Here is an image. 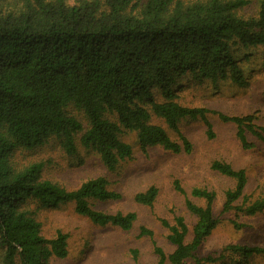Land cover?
Masks as SVG:
<instances>
[{"label":"trees","instance_id":"trees-1","mask_svg":"<svg viewBox=\"0 0 264 264\" xmlns=\"http://www.w3.org/2000/svg\"><path fill=\"white\" fill-rule=\"evenodd\" d=\"M248 4L246 0H0V264L65 259L68 236L58 232L46 239L37 221L40 210L61 204L74 203L76 213L99 226L133 228L134 213L107 215L89 206L90 199L120 198L107 190L105 179L69 192L42 181L38 165L15 171L11 154L56 137L72 155L79 140L114 172L120 163L132 160V147L121 140L129 133L137 134L142 151L161 146L174 154L192 153L187 138L180 135V143L172 141L163 128L151 123L152 117L176 132L182 120L200 119L208 138H214L209 112L183 106L180 87L206 81L249 84L245 68L249 53L262 49L264 65V0L255 17L239 16ZM72 108L83 114L87 128L70 113ZM218 117L237 127L244 149L252 148L246 132L264 142V127L256 126L253 116ZM212 169L236 182L225 194L223 213L236 210L252 216L264 210L262 201L234 208L244 197L245 171L221 162H214ZM175 188L185 194L179 183ZM157 196V188L151 187L137 194L135 202L153 208ZM191 196L206 202L199 207L186 200L187 210L197 218L192 241L187 242L189 230L182 217H176L173 225L163 222L175 250L167 256L155 247L157 264H185L217 227L215 194L195 189ZM140 235L153 233L142 228ZM257 256H264V249L232 245L217 258L210 256L198 264L226 258L249 264Z\"/></svg>","mask_w":264,"mask_h":264},{"label":"rangeland","instance_id":"rangeland-1","mask_svg":"<svg viewBox=\"0 0 264 264\" xmlns=\"http://www.w3.org/2000/svg\"><path fill=\"white\" fill-rule=\"evenodd\" d=\"M246 1L249 4L238 15L255 17L261 0ZM261 53L262 49L249 53L251 58L245 67L249 84L245 87L231 82L214 85L208 81L201 84L188 82L180 87L179 100L183 106L209 112L207 120L212 125L214 138H208V128L200 119L182 120L176 132L169 129L164 120L152 117L151 123L163 128L172 141L180 143V135L187 138L193 148L190 154H174L161 146L142 151L137 134L129 133L123 135L121 140L132 147V160L120 163L117 170L111 172L100 156L86 150L79 140L77 151L72 155L66 153L56 137H51L44 145L34 149H16L10 158L15 171L22 172L38 165L41 167L39 176L42 181H49L69 192L78 190L89 181L103 178L108 182L107 190L120 198L107 201L90 199L89 206L107 215H137L133 228L124 231L112 225L94 224L86 216L76 213L72 202L40 210L37 221L44 238L53 239L58 232L69 238L68 256L65 259H51L48 264H157L155 247L161 248L167 256L175 250L168 241L169 231L163 222L173 225L176 217H182L189 230L187 242L192 241L197 218L187 210L186 200L199 207L206 206L204 200L191 196L195 189L215 194L213 213L218 225L195 257L185 264H198L210 256L217 258L232 245L264 249V210L252 216L245 212L238 214L236 210L223 213L225 194L235 188L236 182L212 169L214 162H221L234 170L246 172L248 183L244 197L234 208L264 202V142L246 132L247 142L252 148L244 149L237 136V127L222 122L218 117V114L253 116L254 124L264 127V65ZM157 99H161V96L158 95ZM70 113L87 128L88 123L81 112L72 108ZM176 182L185 194L175 188ZM151 187L158 190L153 208L137 204L136 195ZM142 228L152 231L153 236H141ZM229 259L216 264H235ZM249 264H264V256L250 258Z\"/></svg>","mask_w":264,"mask_h":264}]
</instances>
